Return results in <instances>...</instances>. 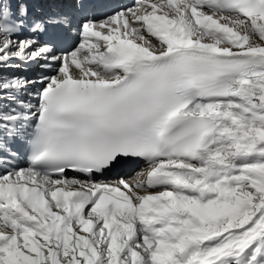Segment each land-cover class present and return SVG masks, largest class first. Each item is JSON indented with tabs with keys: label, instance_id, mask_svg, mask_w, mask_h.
I'll return each instance as SVG.
<instances>
[{
	"label": "snow or ice",
	"instance_id": "obj_1",
	"mask_svg": "<svg viewBox=\"0 0 264 264\" xmlns=\"http://www.w3.org/2000/svg\"><path fill=\"white\" fill-rule=\"evenodd\" d=\"M0 264H264V0H0Z\"/></svg>",
	"mask_w": 264,
	"mask_h": 264
}]
</instances>
